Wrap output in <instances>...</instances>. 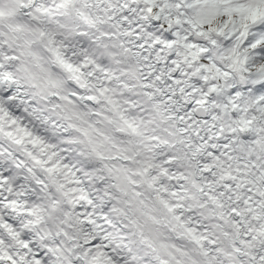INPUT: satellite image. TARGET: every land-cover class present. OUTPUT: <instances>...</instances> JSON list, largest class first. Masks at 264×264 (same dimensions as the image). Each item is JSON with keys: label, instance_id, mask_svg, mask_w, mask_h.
<instances>
[{"label": "snow or ice", "instance_id": "snow-or-ice-1", "mask_svg": "<svg viewBox=\"0 0 264 264\" xmlns=\"http://www.w3.org/2000/svg\"><path fill=\"white\" fill-rule=\"evenodd\" d=\"M0 264H264V0H0Z\"/></svg>", "mask_w": 264, "mask_h": 264}]
</instances>
